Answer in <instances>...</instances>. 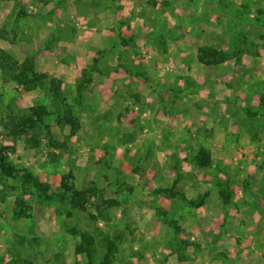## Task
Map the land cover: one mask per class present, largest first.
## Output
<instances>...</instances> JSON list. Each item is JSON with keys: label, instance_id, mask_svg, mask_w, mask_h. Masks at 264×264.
<instances>
[{"label": "rangeland", "instance_id": "rangeland-1", "mask_svg": "<svg viewBox=\"0 0 264 264\" xmlns=\"http://www.w3.org/2000/svg\"><path fill=\"white\" fill-rule=\"evenodd\" d=\"M0 26V49L46 75L25 89L0 68L20 170L0 178V264H86L81 232L90 264L111 240L110 264H264V0H0ZM204 45L226 60L201 63Z\"/></svg>", "mask_w": 264, "mask_h": 264}, {"label": "trees", "instance_id": "trees-1", "mask_svg": "<svg viewBox=\"0 0 264 264\" xmlns=\"http://www.w3.org/2000/svg\"><path fill=\"white\" fill-rule=\"evenodd\" d=\"M260 12H262L260 10ZM8 30L5 29V27L0 26V38L4 39L7 37ZM227 56L224 54L223 51L219 50L216 47L204 45L203 47H199V54H198V60L205 64V65H213V64H219L226 60ZM18 61L14 57H12L9 53H6L2 49H0V68L3 73H7L10 78H13L16 80L19 84L23 85L25 89H33L39 84H42L43 79L46 77L43 73H37L33 70V65L29 60L25 61L23 63L22 67L17 66ZM84 76V75H83ZM90 80V79H89ZM51 83H53L52 90L55 95H58L60 83L59 81L51 80ZM31 115H27L22 118V120L17 123V132L16 134L20 133V131H24L25 129L30 128L33 130V132L36 131L38 124L43 122V119L46 115L50 114V111L48 110V107L46 105H35L30 107ZM63 120L71 125V127L76 126V122L74 118L70 115V112H68V115L62 117ZM60 117L58 118V122H60ZM19 126V129H18ZM36 133V132H35ZM8 149L6 146L0 147V178H13L16 179L19 175L18 172L20 171L13 165L9 160L5 153V151ZM195 158L198 160V164L201 167L207 166L210 163V154L209 151H207L205 148L201 147L198 150L197 155ZM65 178V176H64ZM30 183L39 185L38 179L32 175L29 171H26L21 176V183ZM169 194L174 195V192L172 189H169ZM210 191H206L204 193V196L199 200V202H196L195 205L199 206L201 205L205 197L208 196ZM72 195H79L84 196L86 194V191L84 190H77L73 191L71 193ZM81 196V197H82ZM74 197V196H73ZM21 205L19 209H14L13 217L14 218H21L23 216H27L26 212L24 210V206L22 207V204L20 201H18ZM73 204H75V201H72ZM15 203H17V200H15ZM81 241L75 246V251L77 253H82L85 255L87 261L86 264H90L93 258V249H92V243L93 239L90 235H88L85 232L80 233ZM116 249V245L114 241H109L107 250L103 256V259L100 261L99 264H110L111 258L113 257L114 251Z\"/></svg>", "mask_w": 264, "mask_h": 264}]
</instances>
